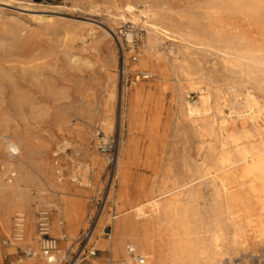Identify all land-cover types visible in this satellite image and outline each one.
Returning <instances> with one entry per match:
<instances>
[{"label":"rangeland","instance_id":"374dc122","mask_svg":"<svg viewBox=\"0 0 264 264\" xmlns=\"http://www.w3.org/2000/svg\"><path fill=\"white\" fill-rule=\"evenodd\" d=\"M116 1L120 8L114 0H0V187L15 178L8 164L25 161L32 180V202L23 212L26 217L28 211L34 213L36 231L41 212L48 213L50 228L55 219L67 226L66 217L58 216L50 203L52 199L60 202L63 196L83 205L78 238L69 228L62 230L67 238L59 241L58 249L64 253L97 248L100 237L93 242L82 237L95 230L103 208L102 237L111 235V215L122 210L120 186L114 179L115 158L123 146L133 147L127 156L133 163L130 190L133 195L134 190L141 192L137 202H147L180 185L192 174L189 169L204 159L209 166L213 164L211 159L220 153L222 144H231L227 132L220 130L223 121L243 142L264 137V66L240 61L242 44L230 37L242 33L260 45L264 13L258 23H251L231 5L215 13L208 0H161L165 5L158 12L163 13V22L183 39H163L159 63L151 71H132L135 62L129 60L132 49L126 46V28L138 27L145 37L146 30L131 22L116 24L128 0ZM216 16L224 25L219 37L208 35ZM113 28L119 32L118 38L112 34ZM177 67L184 73L176 76ZM143 71H150L149 77L143 78ZM136 86L142 88L141 99L132 105ZM248 94L263 109L254 119L247 107L238 106L246 104ZM203 95L210 98L206 104H197L201 113H189L187 103L195 105ZM104 115L115 125L108 135L109 152L102 149ZM6 139L22 142L23 158L7 149ZM87 153H96L102 160L94 164ZM82 162L91 167L88 184L73 179L77 170L83 172ZM58 185L61 195L55 192ZM190 189L197 197L188 204L189 217L192 226L201 231L199 235L206 238L204 228L220 222L231 238L236 227L225 214L216 217L213 210L219 188L211 177L195 181ZM2 203L0 199V264L26 258L28 247L40 259L39 244L36 249L28 244L9 249L18 210L10 215L4 231ZM145 210L148 213L142 219H152L148 207ZM242 230L245 243L234 248L228 244L233 264H264V244H254L248 227ZM110 256V250H100L96 257L102 264ZM90 262L87 258L84 264Z\"/></svg>","mask_w":264,"mask_h":264},{"label":"bare ground","instance_id":"6f19581e","mask_svg":"<svg viewBox=\"0 0 264 264\" xmlns=\"http://www.w3.org/2000/svg\"><path fill=\"white\" fill-rule=\"evenodd\" d=\"M135 1L141 3L144 8L140 9L137 4L128 0L121 7L123 11L118 14L115 22L116 24H119L120 21L131 22L145 28L146 37L141 48V54L138 62L132 65V71L144 69L151 71L162 58L160 52L162 40L168 39L177 42L183 38H178L177 31L167 27L163 22V13L158 12V8L162 9L165 3L161 0H156V3L150 0ZM208 4L215 13L224 6L231 5L234 10L244 13L251 23H256L264 13V0H208ZM114 5L120 8L116 0H114ZM223 26L222 20L216 16L208 35L219 37ZM112 34L118 38L119 32L113 28ZM230 37L242 44V52L238 53L240 61L247 60V62L264 66V40L260 45H257L253 39L242 33L233 36L231 34ZM128 38H130V34H128ZM150 71H143L142 73L149 77ZM180 73H184V71L177 67L175 75L178 76ZM137 79L140 80L141 76ZM114 85L113 83V87ZM141 94V86H136L131 97L132 105L140 102ZM113 96L114 93L111 92L110 97ZM209 98L208 95H203L195 105L187 103L186 107L189 113H201L197 104H206ZM245 103H240L238 106L239 108L247 107L251 119H254L256 114L263 112L253 95L248 94ZM101 123L103 130L101 141H108V135L115 125L108 115H104ZM226 127L227 123L223 121L220 130L227 132V138L231 140V144L224 142L220 153L215 155L213 159L209 158L213 161L211 166L204 159L202 164H196L192 169H189L192 174L187 178L185 176L180 185L160 193L159 196L162 197L169 195L164 200L161 199L162 197L155 196L147 202H137L141 192L134 190L135 194L133 195L130 190L133 163L127 159L133 147L123 146L115 158L114 179L118 181L120 186L118 197L122 210L119 214L111 215L113 231L109 238H104L102 235L106 213L103 208L97 226L89 236V242L100 237L96 246L100 250L111 251V256L108 258L112 260V264H140L128 254L126 248L128 245L135 247L145 257L146 260L143 264H226V262L233 264L235 260L228 250L230 247L228 244L234 248L245 243L246 240L243 238L246 233L242 230L243 226L248 227V231H251L250 238L254 244H264V137H261L258 142L251 139L243 142L241 141L242 137L238 136L235 129L227 130ZM209 129L211 132L215 131L214 126H209ZM244 135L247 139L252 136L248 132ZM6 142L7 149L13 155H21L23 158L21 154L23 144L20 140L6 139ZM12 148H16L18 151L13 152ZM85 156H88L94 164L102 160L96 153H87ZM20 162L8 164L15 181L11 179L9 180L10 184L0 187V196L2 195L0 199L3 201L1 204L3 230H8L10 215L15 210L18 212H15L13 227L16 226L17 216H20L19 218H22L24 222L23 235L20 239L15 238L14 235L13 237L9 236L11 240V248L9 249L11 250L15 246L23 244L32 245L35 249L38 248V244L40 245L39 234L34 224V213L28 211L26 217L23 212L28 209L32 202L29 192V185L32 180L28 177L26 162L23 160ZM11 168H15L16 171ZM82 168L84 169L83 172L77 170L73 179H80L79 182L82 184H88L91 167L82 162ZM205 176L211 177L212 183L219 188L213 209L216 217L225 214L230 220L229 222L236 227L231 238H227L228 234L220 222H216L214 227L204 228L208 233L206 238L200 236L201 231L192 226L188 204L197 196L190 188L191 185L195 184V181ZM56 188L55 192L61 195L62 187L58 185ZM59 200L60 202H57L52 199L50 203L58 210V216L66 217L68 224L65 226L64 221L55 219L50 228V233H55L58 235L57 238H62V230L69 228L77 239L76 233L84 219L83 205L63 196ZM146 207L153 215L152 219H142L148 213L145 210ZM64 252L65 250L58 249L55 263H49L42 255L40 259H37V255H35L19 258L13 264H61L66 254ZM35 254L38 253L35 252ZM1 258L0 249V261ZM90 260V264L102 262L98 257L90 258Z\"/></svg>","mask_w":264,"mask_h":264},{"label":"built area","instance_id":"2783aa9c","mask_svg":"<svg viewBox=\"0 0 264 264\" xmlns=\"http://www.w3.org/2000/svg\"><path fill=\"white\" fill-rule=\"evenodd\" d=\"M126 46L128 48L132 49V55L129 57V60L131 62L138 61L140 54H141V48L144 43L145 35L143 33V30L138 27L129 26L126 28ZM128 34H130V38H128ZM126 47V48H127ZM124 49V48H123ZM124 55V54H123ZM139 77V76H137ZM143 78L146 77V74H143ZM102 149L104 152H109L111 150V144H109L108 141H103ZM20 216L16 217V223L14 227V237L17 239H20L23 235V220L22 218H19ZM37 231L39 234V243H40V249H41V255L49 262V263H55L57 261V254L58 251V245L59 241L62 239H66L67 236L63 234L62 238L54 237L50 233V224H49V215L47 212H42L39 214L38 222H37ZM91 234L90 231H87L82 239H85L89 237ZM110 236H108L109 238ZM127 252L130 256L135 258L140 264H143L145 262V257L140 254L135 247L128 245ZM100 250L95 247L86 248L84 247L81 252H73V253H66L65 257L62 261H64L65 264H84L85 260L87 258H94L98 255V252ZM24 255L26 258L33 257L37 254H35V251L28 247L24 250ZM7 264H13V263H7ZM102 264H112V260L110 258H107Z\"/></svg>","mask_w":264,"mask_h":264},{"label":"clouds","instance_id":"9594fccd","mask_svg":"<svg viewBox=\"0 0 264 264\" xmlns=\"http://www.w3.org/2000/svg\"><path fill=\"white\" fill-rule=\"evenodd\" d=\"M13 152H17L18 151V149H16V148H12L11 149Z\"/></svg>","mask_w":264,"mask_h":264}]
</instances>
